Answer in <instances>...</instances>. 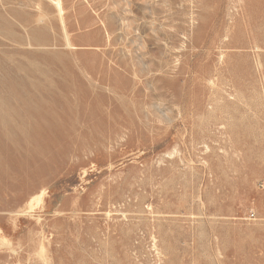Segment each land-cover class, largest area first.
<instances>
[{
    "label": "rangeland",
    "instance_id": "rangeland-1",
    "mask_svg": "<svg viewBox=\"0 0 264 264\" xmlns=\"http://www.w3.org/2000/svg\"><path fill=\"white\" fill-rule=\"evenodd\" d=\"M60 1L0 0V264H264V0Z\"/></svg>",
    "mask_w": 264,
    "mask_h": 264
},
{
    "label": "bare ground",
    "instance_id": "bare-ground-1",
    "mask_svg": "<svg viewBox=\"0 0 264 264\" xmlns=\"http://www.w3.org/2000/svg\"><path fill=\"white\" fill-rule=\"evenodd\" d=\"M54 1V0H53ZM52 4H53V2H51ZM55 6H56V8H57V10H58V12H59V14L61 15L62 14V12H64V11H62V8H61V1L60 0H55ZM63 15V14H62ZM60 19H62V18H60ZM62 21V20H61ZM222 55V54H221ZM258 56V55H257ZM221 57V56H220ZM216 76V75H215ZM215 78L213 77V80H214ZM212 80V79H211ZM212 83V82H211ZM215 83H217V82H215ZM214 83V84H215ZM221 85V84H220ZM211 87H212V85H210ZM209 87V86H208ZM217 87V86H216ZM222 87H223V84H222ZM215 93V92H214ZM229 94V93H228ZM207 105V104H206ZM182 111V110H181ZM206 116V115H205ZM219 116V115H218ZM215 125V124H214ZM203 127V126H202ZM214 127V126H213ZM205 128V127H204ZM210 128V127H209ZM217 128V127H216ZM219 128V127H218ZM202 129V128H201ZM194 133V132H193ZM201 135V134H200ZM205 137V136H204ZM207 138V137H206ZM209 139H210V137H209ZM205 140V139H204ZM195 141V140H194ZM200 141V140H199ZM202 141H203V139H202ZM210 141V140H209ZM196 142V141H195ZM195 142H193V143H195ZM192 143V144H193ZM197 143V142H196ZM208 143V142H207ZM194 145V144H193ZM201 145H203L202 143H201ZM209 146V145H208ZM198 147V146H197ZM200 147V146H199ZM29 210V209H28ZM16 214V213H15ZM41 243V242H40ZM43 245V244H42ZM42 248V247H41ZM43 249V248H42ZM41 249V250H42ZM45 250V249H44ZM43 250V251H44ZM47 252V251H46ZM15 253V252H14ZM44 253V252H43ZM44 255V254H43ZM44 259H45V257H44ZM46 260V259H45ZM47 262V261H46ZM46 264V263H45Z\"/></svg>",
    "mask_w": 264,
    "mask_h": 264
},
{
    "label": "built area",
    "instance_id": "built-area-1",
    "mask_svg": "<svg viewBox=\"0 0 264 264\" xmlns=\"http://www.w3.org/2000/svg\"><path fill=\"white\" fill-rule=\"evenodd\" d=\"M251 217L254 218V214L253 213L251 214Z\"/></svg>",
    "mask_w": 264,
    "mask_h": 264
}]
</instances>
